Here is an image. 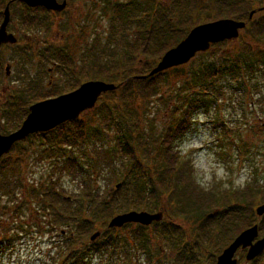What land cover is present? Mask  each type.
Wrapping results in <instances>:
<instances>
[{
    "label": "trees",
    "instance_id": "trees-1",
    "mask_svg": "<svg viewBox=\"0 0 264 264\" xmlns=\"http://www.w3.org/2000/svg\"><path fill=\"white\" fill-rule=\"evenodd\" d=\"M255 1L171 0L161 5L150 1L146 6L137 0H106L105 11L110 13V25L108 44L103 48H112L111 52L103 50L102 54L93 53V58L85 57L89 62L85 66L80 63L84 68L76 72V62L66 50L44 49L41 59L54 67L59 84L54 85L50 98L69 93L89 80L113 84L116 90L98 100L91 110L94 120L77 119L47 133L28 136L1 158L0 217L13 214L8 225L17 223L24 214L25 200L19 203L17 198L18 192L23 190L27 202L36 205L34 212L44 213L55 225L64 222L78 231L76 238H72V234L69 236L67 254L61 256L74 259L73 263L80 260L79 255L75 256L79 254L77 249L96 231L94 223L106 224L113 216L129 211L145 210L165 215L160 223L150 226L151 237L158 244L169 243L167 248L175 258L174 264H199L198 253L202 251L213 259L242 231L255 225L253 206L257 202L264 204V180L261 186L254 183L241 192L206 193L195 183L190 161L184 160L177 150L181 131L187 128V118L196 110L212 106L223 88L229 86L234 93H242L244 101L251 107L254 105L248 90L253 75L264 67V51L259 46L264 43V15L255 18L259 13L264 14V10L259 12L260 7H254ZM5 2L0 0V11ZM251 11L255 13L248 20ZM35 13L21 12L19 23L25 32L47 29L52 24L44 10L37 9ZM220 19L246 23L243 32L247 41L241 40L239 49H232L231 53L221 51L216 57L209 53L210 60L196 69L185 70L181 66L148 77L163 54L181 42L191 29ZM225 43L228 42L216 46H225ZM171 77L180 79L181 84L170 99L181 104L183 111L178 114V107H174L170 124L157 135L151 127L145 126L148 119L145 105L157 96L162 101L158 85ZM39 83L40 79L33 91L41 95ZM183 92L188 95L181 98ZM27 107L25 104L17 109L18 112L12 114L16 123L0 127V133L16 131L28 114ZM6 117L9 119L10 115ZM109 133L113 145L107 148L104 140ZM36 143L38 150L31 149L29 145ZM95 149L101 150L99 161L102 159L107 167L115 168L119 179L109 191L90 197V193H86L89 180L86 173ZM31 150L39 151L38 161L55 160L45 184H24V157ZM60 175L80 177L79 184L85 189L83 194L90 197L85 206L65 196L56 186ZM3 199L5 204H2ZM72 202L73 207H67ZM174 219L193 220L196 226L188 235L183 227L173 222ZM150 227L136 225L135 235L144 238L141 244L146 247L149 243L144 232ZM0 230L4 235L5 226L1 221ZM258 231L264 236L262 222ZM110 233L111 230H106L88 250L115 247L119 240L110 237Z\"/></svg>",
    "mask_w": 264,
    "mask_h": 264
},
{
    "label": "rangeland",
    "instance_id": "rangeland-1",
    "mask_svg": "<svg viewBox=\"0 0 264 264\" xmlns=\"http://www.w3.org/2000/svg\"><path fill=\"white\" fill-rule=\"evenodd\" d=\"M105 1L67 0L68 16L66 15L64 19L59 20L55 18L54 23L43 31L29 34L27 32L23 33L21 30L19 36L22 33L27 37L32 36V38L42 43L40 45L45 46H50L51 41H56L60 38L58 42H53L54 44L52 45L56 48L64 47L70 53L76 62L77 68L75 71L78 72L81 68H84L80 63L85 66L86 62H89L86 58H93L91 56L93 53L102 54L103 50L106 52L113 50L112 48H108L107 51L105 50L106 48H103L108 44L107 38L110 25V13L105 11ZM150 1H153L154 5H161L169 3L171 0H137V2L146 6L149 5ZM262 6H264V0H256L254 2L255 8ZM263 15V13H259L255 18L262 17ZM17 27L18 25L15 22L13 29ZM239 38L225 43V46H212L210 50L203 53L204 55H196L191 61L183 65L182 68L185 70L196 69L199 65L205 64L210 60L209 53L216 57L221 51L231 53L232 49H239L241 40L243 42L247 41L243 30L240 31ZM259 46L264 51V43H261ZM24 49L27 48L21 44L18 48L7 46L0 48V60L3 61V64L10 65V77L8 79L3 78V71L1 76L3 79L0 80V99L4 100L0 105L1 128H4V125L10 126L16 123V118L13 115H10L9 119H7L4 114L7 105L12 102L10 97H21L22 106L27 104L29 107L36 102L50 99L49 94L53 92L54 85H59L57 84V75L54 68L50 64L46 65L44 63L43 66L38 65L37 69L38 58L35 61L34 55L25 54L26 51ZM90 52L92 53L89 54ZM100 58L101 55H99ZM50 68L53 72L51 71L52 73L48 74L46 70ZM257 72L253 75V81L248 90L249 93H252L254 104L252 107L248 105V101H244L242 93L240 95L234 93L227 86V88H223L218 100L214 101L212 106L208 107V109L202 108L201 110H196L191 114L186 121L187 128L183 132L181 131V138L177 142V150L184 160L190 161L193 166V179L206 193L241 192L251 184L257 183L259 186L262 185V181L264 180V67ZM39 79V84L41 85L39 94L41 95L33 93V88H36L35 82ZM49 82L53 85L49 84ZM180 84V79L175 80L174 77H171L167 82L162 81L158 85L162 101L157 96L145 105V114L148 118L144 122L145 126L147 128L151 127L157 135L170 124L172 118L171 112L174 107H178V114L183 111V107H180L181 104H175L170 99L178 92ZM60 95H63V93ZM186 95L188 93H180L181 98ZM169 99L170 101H168ZM6 100L7 102L5 103ZM79 119L92 121L94 120V114L91 111H87ZM111 137L112 134L109 133L106 140H104L105 147L107 148L113 145ZM29 146L31 149L37 148L38 150L37 143L35 146ZM37 152L33 150L28 151L24 157V184H45L44 182L51 175L52 163L55 160L38 161ZM100 153L101 150H92L93 156L91 157V162H88L89 166L86 178L88 179L89 177V180L86 193H90V197L97 193L100 196L102 192L109 191L119 179L115 168L107 167L108 164H103L104 161L102 159L99 161ZM55 177L56 174H54ZM60 177V182L56 186L63 191L65 196L72 197L74 200L79 201L78 203H82L85 206L90 197L83 194L84 188H81L79 184L80 177L70 178L67 175H60ZM115 185L117 186L118 184ZM25 196L26 193L23 190L18 192V202L25 200V205L22 207V213L24 214L17 219V223L11 226L12 228L8 225V222L12 220L13 214L0 217V221L5 226L4 235L0 230V239L2 241L0 242V264L175 263L173 254L167 248L169 243L164 244L161 242L158 244L151 237L152 229L150 227L144 232L149 247L144 246L141 244L144 238L142 236L137 238L135 235L137 234L135 225L111 230L112 233L109 236H113L119 240L113 248H98L97 251L88 250L89 245L93 243L90 242L92 233L89 239L86 240V243L77 249V253L79 254L75 256L79 255L81 262L78 259L75 263H73L74 259H63L61 256L67 254L66 245L69 236L72 234L71 237L76 238L79 235L78 231L72 225L64 224V222L55 225L51 223V218L44 213L34 212L36 205L28 203ZM5 202L3 199L2 204H5ZM260 204V202L254 204L253 210ZM67 207H73V202L67 205ZM140 211L145 210H138L137 212ZM253 219L254 224L259 225L262 222V225H264V218H258L254 214ZM173 222L183 227L184 232L188 235L191 234L196 226L193 220L182 221L174 219ZM107 223L108 221L106 224L102 222L94 223L95 232L100 233V236L96 239L97 241L108 230ZM261 237L264 236L259 233V238ZM129 238H132V240ZM144 248L146 250L142 251L141 249ZM217 256L210 259L206 251L198 253L201 264H211V262L215 264ZM237 259L239 264H250L242 260L239 254L237 255ZM256 264H264V254L262 259Z\"/></svg>",
    "mask_w": 264,
    "mask_h": 264
},
{
    "label": "water",
    "instance_id": "water-1",
    "mask_svg": "<svg viewBox=\"0 0 264 264\" xmlns=\"http://www.w3.org/2000/svg\"><path fill=\"white\" fill-rule=\"evenodd\" d=\"M29 7H43L46 10L60 12L65 8V1L57 4L55 0H16ZM208 1V0H206ZM259 10H264V6ZM255 11H251L248 20H251ZM10 20L8 5L3 12V21L0 25V46L13 45L16 40L12 34L6 32ZM246 27L245 22L230 19L217 20L194 27L187 36L175 47L168 50L150 71L148 77L160 74L172 68L187 64L197 54L205 53L214 45L237 40L240 31ZM116 90L113 84L103 81H88L76 90L60 95L56 98L44 100L29 107V113L21 126L8 135H0V160L13 146L37 133H47L56 127L72 120L78 119L83 113L94 109L101 96ZM257 217L264 215V204L255 209ZM163 219L161 212L148 213L145 211H130L112 217L108 229H120L126 225H139L149 227ZM257 225L241 232L234 241L217 257L216 264H237L235 258L239 249H247L245 260L252 261L264 250V238H258ZM100 236L95 232L90 237L94 242Z\"/></svg>",
    "mask_w": 264,
    "mask_h": 264
},
{
    "label": "flooded vegetation",
    "instance_id": "flooded-vegetation-1",
    "mask_svg": "<svg viewBox=\"0 0 264 264\" xmlns=\"http://www.w3.org/2000/svg\"><path fill=\"white\" fill-rule=\"evenodd\" d=\"M2 1L4 2V0H2ZM5 1L6 2L4 4V7L0 11V25H1L2 21H3V12H4L5 8H6V6L8 5L9 13H10V20H9V23L7 25V28H6V32L8 34H12L14 36L16 42L13 45H9V44H7V45L6 44L1 45L0 48L1 47H5V46L18 48L20 46V44L21 45H24L27 48V49H24L26 51L25 54H32V55H34V57H35L34 60L38 58L37 61L38 60L39 61L36 64V68L37 69H38L39 66H43L44 61L41 59L40 54L42 53V51L44 49H62L63 51H65V48L64 47L56 48L55 46L52 45V44H54L53 42H58L60 40V38H58L56 41H51L50 42V46H45V45H40L42 43H40L39 40L32 38V36L31 37H27V36L23 35V33L25 31L20 28L19 19H20V14H21L22 11H24L26 13H32L34 15V14H36L35 12H36L37 9H42V10H44L47 13V17H49L50 23L53 24L54 21H55V18L57 20H59V19H64L65 18L64 16H66V15L68 16V14H67V7H68L67 6V0H55L56 3L59 4V5L62 4L63 1H65V8L62 11H60V12L52 11V10H46L43 7H29V6L25 5L24 3H21V2L16 1V0H5ZM15 22L17 23L18 27L15 28V29H13V24H15ZM52 24H50V25H52ZM21 30H22L23 33L21 32L22 35L20 34V36H19V33H20ZM43 30H45V29H42V30H33V31L27 32V33L32 34V33H35L36 31H43ZM22 53H24V52L22 51ZM91 53L92 52H90L89 54H91ZM3 65H5V66L3 67ZM3 71H4V75H3L4 77L3 78L8 79L10 77L9 76V74H10L9 73L10 72V65L9 64H5V63L3 64V61L0 60V80L3 79V78H1ZM51 71L53 72V70L51 68L46 70V72L48 74H51L52 73ZM49 84H51V82H49ZM54 84H56V83H54ZM51 85H53V84H51ZM10 99L12 100V102H10L7 105V107H6V110H4L5 117H6V115H12L14 112L15 113L18 112L17 109H20L21 106H22V103L20 101L21 100V97H19V98L18 97L17 98H11L10 97ZM3 101H4L3 99H0V105L3 103ZM6 102H7V100L5 101V103ZM36 103H38V102H36ZM18 105H19V107H18ZM29 107L27 109L28 110V113H29ZM25 118H24V120H25ZM0 135H8V134H1L0 133ZM261 238H263V237H261ZM246 251L247 250L245 249V250H242L239 253V255H241L242 260H244V261H246L245 260ZM263 253H264V250H263V252L260 253V255H258L255 259H253L252 261H250L248 263H250V264H256L258 261L261 260V256H262Z\"/></svg>",
    "mask_w": 264,
    "mask_h": 264
}]
</instances>
